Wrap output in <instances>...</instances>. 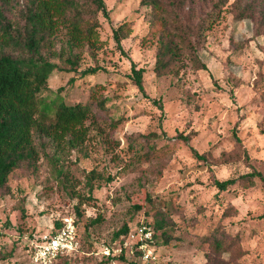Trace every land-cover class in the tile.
I'll return each mask as SVG.
<instances>
[{
  "label": "rangeland",
  "instance_id": "1",
  "mask_svg": "<svg viewBox=\"0 0 264 264\" xmlns=\"http://www.w3.org/2000/svg\"><path fill=\"white\" fill-rule=\"evenodd\" d=\"M104 1L108 14L99 11L93 18L95 41L79 52L78 71L54 68L43 95L75 103L93 90L105 108L86 121L89 132L79 148L57 152L36 136V168L13 169L0 187V264H34L29 238L52 232L54 219L65 214L77 220L78 246L49 264H134L110 258L124 239H115L114 231L126 224L133 232L159 215L170 223L172 237L162 243L157 231L151 264H264V180L257 176L251 185L236 182L221 191L213 184L252 169L264 176V0H223L196 51L206 68L195 67L183 53L172 71L160 75L153 69L157 35L149 8L140 0ZM214 1H189L185 11L195 16ZM246 2L252 15L238 18ZM26 3L15 1L6 11L14 24L24 22ZM123 20L125 53L113 37ZM65 30L54 36L56 50ZM131 60L144 67V94L128 77ZM97 64L102 68L95 73H79ZM191 146L206 157L196 158ZM91 169L95 178L88 191ZM77 192L91 196L80 216ZM97 215L101 222L87 225ZM217 237L219 251L212 243ZM125 252L128 261L136 258Z\"/></svg>",
  "mask_w": 264,
  "mask_h": 264
},
{
  "label": "trees",
  "instance_id": "2",
  "mask_svg": "<svg viewBox=\"0 0 264 264\" xmlns=\"http://www.w3.org/2000/svg\"><path fill=\"white\" fill-rule=\"evenodd\" d=\"M15 1L18 0H0V187L7 185L13 169L22 165L36 168L40 157V150L34 140L36 136L50 141L57 148V152L66 148H79L89 132V124L86 121L94 117L96 109L105 108L104 100L93 90L86 101L75 103H66L59 96L46 98L43 95L54 68L78 71L79 52L86 43L93 44L95 41L94 29L98 22L93 18L99 11L104 15L108 14L105 1L27 0L23 9L24 22L20 25L14 24L6 14ZM189 1L192 0H140L149 8L153 17V32L157 35L153 66L156 74L172 71L183 53L188 55L195 67L206 68L196 51L204 41L205 30L216 19L224 1H214L210 8L195 16H190L185 11ZM252 7L253 5L241 6L237 17L251 16ZM184 14L186 15L183 16ZM126 23L127 20H123L113 27V37L121 53H125L121 40L127 36V31L124 30ZM61 27H65L66 37L61 49L56 50L53 47L54 36ZM8 47H13L17 52L9 50ZM100 68L102 66L98 64L89 65L80 69L79 73L81 75L95 73ZM143 72L144 67L137 66L131 60L128 77L144 94ZM111 121L116 125L117 118H111ZM178 135L179 139L185 142L190 139L188 134ZM235 138L239 140L236 134ZM190 149L196 158L206 157L205 152H199L193 146ZM245 157L248 158L246 151ZM257 176L264 180L262 172L252 169L234 177L215 178L213 184L221 191L236 182L251 185ZM111 177L108 175L107 179ZM94 178L92 169L86 172L88 191L93 188ZM76 196L78 200L74 209L80 216L82 214L80 206L91 196L79 192ZM101 220L102 217L97 215L90 217L86 223L95 225ZM74 221L78 236L75 217ZM142 222L154 228L153 236L156 241L157 231H160L162 243L170 241L172 234L169 232L170 223L166 217L159 215L152 222L147 220ZM53 223L55 230L61 224V216L56 217ZM129 229V226L123 224L114 231V238L122 241L129 233ZM212 243L217 251L223 247L219 237ZM138 254L139 252H136V258L128 261L125 248L122 247L117 255L110 258L135 264L140 258ZM65 256L59 255L54 260Z\"/></svg>",
  "mask_w": 264,
  "mask_h": 264
},
{
  "label": "built area",
  "instance_id": "3",
  "mask_svg": "<svg viewBox=\"0 0 264 264\" xmlns=\"http://www.w3.org/2000/svg\"><path fill=\"white\" fill-rule=\"evenodd\" d=\"M153 234L154 228L150 224L141 222L133 232L123 237L119 251L124 247L134 254L139 252L142 264H151L155 257L153 250L156 239ZM129 236L134 238L131 244L127 240ZM77 246L76 223L74 217L69 214L61 216L60 226L52 232L34 234L28 241L30 260L34 264H49L57 256L71 253Z\"/></svg>",
  "mask_w": 264,
  "mask_h": 264
}]
</instances>
